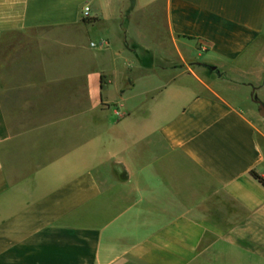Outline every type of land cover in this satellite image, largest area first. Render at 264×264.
<instances>
[{
  "label": "crops",
  "instance_id": "1",
  "mask_svg": "<svg viewBox=\"0 0 264 264\" xmlns=\"http://www.w3.org/2000/svg\"><path fill=\"white\" fill-rule=\"evenodd\" d=\"M259 103L264 0H0V264H264Z\"/></svg>",
  "mask_w": 264,
  "mask_h": 264
},
{
  "label": "built area",
  "instance_id": "2",
  "mask_svg": "<svg viewBox=\"0 0 264 264\" xmlns=\"http://www.w3.org/2000/svg\"><path fill=\"white\" fill-rule=\"evenodd\" d=\"M89 11H90V7L89 6H86L83 10V15L85 17H88L89 16ZM92 45H95V43H92ZM100 46H105L106 45V42L105 40H101L100 43H99Z\"/></svg>",
  "mask_w": 264,
  "mask_h": 264
},
{
  "label": "trees",
  "instance_id": "3",
  "mask_svg": "<svg viewBox=\"0 0 264 264\" xmlns=\"http://www.w3.org/2000/svg\"><path fill=\"white\" fill-rule=\"evenodd\" d=\"M252 175L257 178L259 181H261L262 183H264V178L261 177L259 174H257L256 172H252Z\"/></svg>",
  "mask_w": 264,
  "mask_h": 264
},
{
  "label": "water",
  "instance_id": "4",
  "mask_svg": "<svg viewBox=\"0 0 264 264\" xmlns=\"http://www.w3.org/2000/svg\"><path fill=\"white\" fill-rule=\"evenodd\" d=\"M259 106H260V111H259V113H260L261 116L264 117V104L259 103Z\"/></svg>",
  "mask_w": 264,
  "mask_h": 264
},
{
  "label": "rangeland",
  "instance_id": "5",
  "mask_svg": "<svg viewBox=\"0 0 264 264\" xmlns=\"http://www.w3.org/2000/svg\"><path fill=\"white\" fill-rule=\"evenodd\" d=\"M139 24H140V23H139ZM141 24H142V25H145L144 22H142ZM188 52H189V47L187 46V54H188ZM192 63H193L192 60H187V66H188V64H189V65H192ZM187 68H188V67H187Z\"/></svg>",
  "mask_w": 264,
  "mask_h": 264
}]
</instances>
